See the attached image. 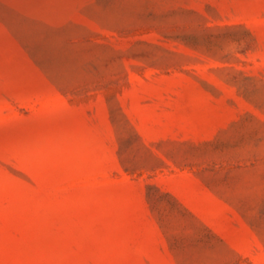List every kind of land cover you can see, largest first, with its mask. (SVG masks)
Listing matches in <instances>:
<instances>
[{
	"label": "rangeland",
	"instance_id": "374dc122",
	"mask_svg": "<svg viewBox=\"0 0 264 264\" xmlns=\"http://www.w3.org/2000/svg\"><path fill=\"white\" fill-rule=\"evenodd\" d=\"M0 264H264V0H0Z\"/></svg>",
	"mask_w": 264,
	"mask_h": 264
}]
</instances>
